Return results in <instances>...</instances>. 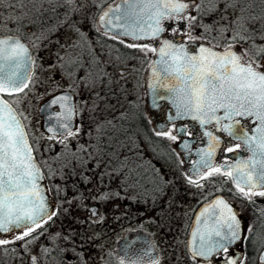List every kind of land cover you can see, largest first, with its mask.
<instances>
[{"label": "flooded vegetation", "instance_id": "flooded-vegetation-1", "mask_svg": "<svg viewBox=\"0 0 264 264\" xmlns=\"http://www.w3.org/2000/svg\"><path fill=\"white\" fill-rule=\"evenodd\" d=\"M116 1L0 2V38L19 40L30 58L28 80L25 82L27 87L11 95H0L16 109L28 139L25 122L11 97L26 91L35 77L41 75L45 79L47 74L51 81L56 80L42 100L62 90L70 91L73 96V128L62 134L48 135L61 136L74 130L77 123H83V103L85 107L90 106L86 116L91 118V131L89 136L83 137L91 139L92 150L56 152L53 154L56 157L52 159L53 167H43L47 192L54 198L55 204L52 212L41 219L39 225L45 224L58 200L49 174H56L59 180L57 175L68 173V182L63 184L64 191L78 192L81 204L86 206L92 218H98L103 206L111 204L108 209L111 216L108 218L116 220L113 225H125L111 246H105L103 251L99 249L92 258V264H121V261L123 264H131L132 261L158 264L164 254L170 253L167 264H230L231 261L235 264H264V254L260 257L264 246V195L256 194L264 192V186L257 185L261 171L259 161L264 160L257 147L260 136L253 137L249 147L244 143L245 139H236L226 133L220 123L200 124L186 117L176 118L167 101L159 98L151 104L148 99L147 66L155 51L147 49H156L164 41L184 43L188 49H193L199 42H207L185 38L182 32L188 18L204 13L208 3L186 0L188 7L184 12L160 19L159 26L163 31L157 36L149 34L134 39L129 34H116L100 22L101 15ZM129 58L142 61L139 77L142 90L137 102L127 99L125 103H115L114 64ZM131 108L140 114L144 120L142 127H148L155 139L146 135L130 139ZM231 124L232 131L236 133L237 123ZM239 125V128L251 132L256 122L250 117H243L239 119ZM169 135L176 136V139H170ZM103 139L106 143L102 142ZM161 140L167 142L169 151H161ZM146 141L151 146H147ZM229 147L234 151H228ZM208 152H213L210 158ZM132 159L137 161L136 168L130 167ZM66 165L74 166L67 168ZM217 167L221 168L220 173L207 175ZM228 171L232 172L231 176L224 174ZM241 172L251 174L256 187L250 188L245 183L248 177L242 176ZM81 174L89 175L90 179L81 183ZM217 200H223L230 206L239 222L240 234L224 249H217L207 257L195 255L189 249L188 235L197 210L210 204L208 212L204 211L203 222L218 223L227 218L223 206L211 207ZM89 205L95 208L91 211ZM29 227L37 226L31 224ZM26 230L28 228L21 227L0 233V240H19L16 237L22 236ZM162 230L171 232V237L166 239ZM59 250L58 255L65 256L64 251ZM49 254V251L44 252V262L47 258L49 264H57L51 263L53 258ZM67 254L73 263L83 264L76 249L72 256ZM9 255L10 252L2 256ZM31 256H34V263ZM24 260L25 264L42 262L33 253H27Z\"/></svg>", "mask_w": 264, "mask_h": 264}, {"label": "snow or ice", "instance_id": "snow-or-ice-1", "mask_svg": "<svg viewBox=\"0 0 264 264\" xmlns=\"http://www.w3.org/2000/svg\"><path fill=\"white\" fill-rule=\"evenodd\" d=\"M124 2L128 3V0H124ZM144 7L158 9L155 13V26L148 25L152 29L151 36L155 37L163 31L159 26L162 17L165 15L171 16L173 13L180 14L185 11L188 5L182 2H174V0H158L157 3H148ZM107 15L108 13H105V16ZM101 19L103 20V17ZM132 35L134 39L141 38L136 36L135 33H132ZM191 38L189 36V39ZM242 39H245V37L239 32L232 37V40ZM233 47L234 45L229 43L224 47L223 52H219L213 50L212 47L201 46L199 55L189 56L184 46L165 41V47L159 50L162 60L167 65L165 70L169 71L170 74L175 73L177 78L185 84L184 88L179 89V102L176 105L178 115L183 114L180 111L181 109L185 113H204L206 108L215 111L212 105L216 104L231 109L226 118H230L233 112L236 115H242L243 113L235 110V104H225V101L230 102L233 99L245 100L249 105L264 110V65L251 59L247 50L236 53L232 51ZM147 50L156 51L152 48ZM26 51L27 49L19 40H14L11 37L0 39V94L11 95L13 92L23 91L27 87L25 82L28 80V76L21 70L20 61V57ZM261 52H264V49H261ZM165 57H167V60L164 59ZM62 99H66V97ZM53 103H57V101L54 100ZM193 118L199 119V116ZM260 118L264 122V115ZM208 122L210 121L201 120V123ZM61 126L68 128L67 124ZM224 130L234 138L241 139L232 131L231 125H225ZM260 131L261 136L257 147L264 155V129H260ZM208 135H211V133H208ZM169 138L175 140L176 136L169 135ZM251 142V139L244 140V143L249 147H251ZM228 151L231 152L234 149L229 147ZM212 154L213 152H208L207 156L210 158ZM259 164L261 171L257 179L260 185L264 186V160L259 161ZM220 172L221 168L217 167L208 172L207 175ZM37 173L38 170L33 162L31 148L27 143L21 124L13 114V110L7 101L0 98V232L9 231V224H14L15 227L23 226L28 230L24 231L22 236L16 237L17 239H23L29 235L30 231L34 230L29 227L28 222L39 226V221L43 218L42 214L47 215L36 184ZM224 174L231 176L232 172L228 171ZM241 175L248 177L245 183L250 188L256 187L251 174L241 172ZM237 187L239 188V183ZM241 191L243 190L241 189ZM244 194L248 195L247 192ZM256 194L264 195V192ZM218 206H223L225 209L228 207L223 200L215 201L211 207L215 209ZM228 211L230 213L231 209H228ZM205 212H208V209H205ZM201 215L203 216L204 213ZM230 219L232 223L229 224V228L231 229L233 225L238 228L239 223L236 221L235 216L232 215ZM213 233L221 240L217 241L214 246L205 247L203 251L195 253L196 255H210L214 248L224 249L226 247V244L221 241L230 244L236 238L235 230L232 231L231 238L221 236L220 231L216 228L209 229L207 235L211 237ZM195 235L196 233H194ZM200 239L203 244V234H201ZM5 243H8V241L0 240V244ZM121 264H123V261H121ZM131 264H138V261H132ZM230 264H235V261H231Z\"/></svg>", "mask_w": 264, "mask_h": 264}, {"label": "rangeland", "instance_id": "rangeland-1", "mask_svg": "<svg viewBox=\"0 0 264 264\" xmlns=\"http://www.w3.org/2000/svg\"><path fill=\"white\" fill-rule=\"evenodd\" d=\"M227 16L223 12L216 13L207 9L199 17L197 27L190 26L187 20L182 32L183 37L189 39V36H191L193 40H205L217 46L214 40L224 39L227 36ZM229 43L233 44L237 51L242 52L241 45L234 42L227 41L225 44L219 45V47L227 46ZM255 61L264 65V56L255 59ZM141 67L142 61L139 58H129L115 62L113 73V93L114 98L117 100L115 103H125L127 99L129 102H137L138 95L142 90V86L140 87L139 83ZM50 81L47 74L45 79H42L41 75H39L33 79V84L31 83L26 91L11 97L12 102L25 122L29 140L34 148L36 157L45 168L53 167L52 159H55L53 154L57 152L56 150L59 147L72 149V152L74 151L73 149L81 146L79 143L85 140L83 136H89L92 124L90 123L91 118L86 116L89 115L90 106L85 107V103H83V110H85L82 115L85 116L83 123L80 125L77 123L71 132L61 136H51L42 130L37 107L41 100L45 98L50 85L56 83V80L51 81V83ZM87 118L89 119L88 121ZM81 128L83 129L81 130ZM68 166L66 165L67 168H70L74 165ZM67 174L57 175L59 180L56 179V174H49L51 187L58 197L53 213L45 220L44 226L33 227L32 229L34 230L30 231L26 238L21 240H11L9 238L11 240L10 255L8 257L0 255L2 263L25 264L24 256L27 253H33L41 258V264H49L47 258H45V262L43 259L44 252L49 251V256L51 255L53 258L51 263L75 264L69 259L70 257L67 253L72 256L73 250L76 249L77 254L81 256L83 264H92V258H94L96 253L98 254L99 249L103 251L105 246H111V242L122 233L125 225L116 223L113 225L116 220L113 221L108 218L111 216L108 210L111 208V204L103 206L100 216L95 219L90 216L86 206L81 204L82 201L78 192L73 194V192L64 191L63 184L68 182ZM86 177L87 180L90 179L89 175H86ZM133 225H137V223H133ZM170 233L162 230V235L166 236V239L171 237ZM59 249L64 251L65 256L58 255ZM170 254H164L163 258L158 260V264H167L166 260Z\"/></svg>", "mask_w": 264, "mask_h": 264}, {"label": "water", "instance_id": "water-1", "mask_svg": "<svg viewBox=\"0 0 264 264\" xmlns=\"http://www.w3.org/2000/svg\"><path fill=\"white\" fill-rule=\"evenodd\" d=\"M157 2L158 0H128V3H125L124 0H118L115 2V4L110 6L108 10L101 15V17H103V20L100 17V22L103 24L104 27L108 26V28H110L116 34H122L127 32L129 33V35L135 33V35L139 37L148 36L149 34H151L152 31V29L149 28L148 25L151 24L153 25V27L155 26V13L158 11V9L151 7H144V5L148 3H157ZM174 2H182L187 4L186 0H174ZM117 9H119V11H117ZM105 13H108V15L105 16ZM150 17L152 18L150 19ZM169 43H173V42L169 41ZM176 45L184 46L189 56L199 55L201 46L212 47L213 50L219 52H223L224 47H226V46L215 47L207 42H199L194 46L193 49H188L184 43H177ZM163 47H165V41L161 44V46L156 48V51L154 52L152 59L147 66V78H148L147 94L151 104L154 103L157 99L161 98L167 101L168 104L172 107L173 115L176 118L186 117L200 124H201V120H207L210 121L208 123L211 122H214L216 124L220 123L224 128L225 125H232L231 123L234 122L237 123L235 125L238 127L236 129L237 132L235 133L236 136L241 137L242 139H253V137L255 136H261L260 129H264V122H262L260 117L264 115V110H260L254 105H249L245 100L233 99L230 102L225 101V104L228 103L235 104L236 106L235 110L243 113L242 115H236L235 112H233L230 118H226V115L231 111V109L229 107H220L219 104L212 105V108H214L215 111L206 108L204 113H196V112L185 113L184 110L181 109L180 111L183 114L178 115L176 105L179 102L178 101V96L180 95L179 89L184 88L185 84L183 81L177 78L175 73L170 74L169 71L165 70L167 68V65L162 60L159 52V50ZM232 51L239 53L237 49H235L234 47L232 48ZM164 59L167 60V57H165ZM28 60L29 57L26 53H24V55L20 57L21 66H22L21 70L24 71L26 75L29 66ZM64 97H66V99H62ZM0 98L7 101L9 106L12 108L13 114L19 120L21 127L25 133L27 143L31 148V155L33 158V162L35 163L36 169L38 170L37 173L38 178L36 180V184L39 188L40 196L42 197L44 210L47 213V215L42 214L43 218H45L52 212L53 206L55 204L54 198L47 192L45 176L43 174L40 165L38 164L35 158L31 143L26 134L21 117L17 113L14 106L5 97L0 95ZM54 100H56L57 103H53ZM241 105H243V107H241ZM53 106L56 107L53 108ZM37 113L41 117V123H40L41 128L46 133L62 134L69 131L74 126V114H75L74 101L71 92L68 90H62L50 95L49 97H47L46 99L42 100L39 103L37 107ZM194 116H199V119H194L193 118ZM243 117H250L251 120H254L256 122L253 131L246 132L243 128L241 127L239 128L240 126L239 119ZM63 124H67L68 128L66 129L62 127L61 125ZM225 132L228 133L227 131ZM257 185H260V182L257 183ZM208 206L210 207V204L201 206L197 210L194 220L189 228L188 246L190 251L193 252L194 254L199 251H203L205 247H207L208 245L214 246L217 241L221 240V238L217 237L214 233L211 237L207 235L208 230L211 228L218 229L221 233V236H227L229 238H231V233L233 230L236 231L235 239H237L240 234V225L238 228H236L235 225H233L231 229L229 228V224L232 223L230 217L232 215L235 216L230 206H228L226 209V216H227L226 220L218 223L203 222L204 215L202 216L201 214L204 213L205 209H207ZM94 208H95L94 205L88 206V209L91 211ZM228 209H231L230 213ZM236 221L238 222L237 219ZM28 224L31 225V222H28ZM8 227H9V231L7 232H10L16 228H21L23 226L15 227L14 224H9ZM0 233H6V232H0ZM194 233H196L195 236ZM201 234L204 235L203 244L200 239ZM235 239H233L232 241H234ZM221 242L228 244L226 243V241H221ZM215 250L217 249L214 248L213 251ZM263 254H264V246L260 252V257ZM31 259H32V263H34L35 262L34 256H31Z\"/></svg>", "mask_w": 264, "mask_h": 264}, {"label": "trees", "instance_id": "trees-1", "mask_svg": "<svg viewBox=\"0 0 264 264\" xmlns=\"http://www.w3.org/2000/svg\"><path fill=\"white\" fill-rule=\"evenodd\" d=\"M198 1L199 3H208V9L212 10L213 12L216 13L223 12L224 14L228 15L226 19V28L228 32L227 36L224 39L214 40L215 44L223 45L227 41L239 44L241 45V51L243 52L247 50L249 52L250 58L253 60L258 59L261 56H264V52H261V49H264V0H208V1L198 0ZM203 14L204 13L189 17L188 21L190 25H192L193 27H197L199 17H201ZM193 17H195V19H193ZM237 32L241 33V35H243L245 39L232 40V37L236 35ZM130 110H131L129 111L130 139L133 140V137H137L138 135L151 136L152 139H155L154 134L150 132L151 130L148 129V127L146 126L142 127L141 122H144V120L140 116V114H138V112L134 111L132 108ZM146 140L148 141V139ZM102 142L106 143V140L103 139ZM79 144L81 146L73 149L74 151L90 152L92 150L91 139H85ZM147 146H151V145L147 142ZM65 150H67V152H71L72 149L69 148L65 149L59 147L56 151L63 152ZM161 151L162 152L169 151L167 147V142H165L164 140H161ZM37 161L45 176V169L43 168V166H41L42 164L38 159ZM56 161H60V160H56ZM68 167H70V165ZM130 167L136 168L137 161L132 159ZM72 176H74V174ZM79 179L81 183L88 181L85 174L79 175ZM6 241H8V243L0 244L1 255L7 254L11 249V245H10L11 240L6 239ZM0 262L2 261L0 260Z\"/></svg>", "mask_w": 264, "mask_h": 264}]
</instances>
